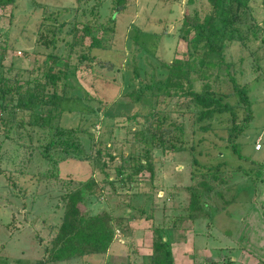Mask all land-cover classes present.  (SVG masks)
Masks as SVG:
<instances>
[{
	"label": "rangeland",
	"instance_id": "obj_1",
	"mask_svg": "<svg viewBox=\"0 0 264 264\" xmlns=\"http://www.w3.org/2000/svg\"><path fill=\"white\" fill-rule=\"evenodd\" d=\"M188 1L136 0L134 7L116 13L117 35L110 29L105 32L93 31L94 36L101 38L102 45L107 47L105 51H97L98 55L116 63L117 69L105 76L116 78L121 93L114 99L115 103L107 114L100 110L101 104L94 100H81L77 103L71 101L69 106L84 110L81 111L84 126L95 122L92 138H95L96 147L90 148L93 155L99 149V141H103L111 144L109 150L114 148L118 155L123 152L124 156L117 155L114 160H110L109 155L104 154L101 159H94V163L66 160L60 165L63 176L68 174L77 180L94 176L99 182L107 180L104 196L91 209L92 213L110 210V202L113 208H117L114 210L115 215H123L126 211V208H118L117 202L120 199L109 183L115 178L117 167L129 166L131 153L145 151L146 146L136 145L133 133L129 131L133 128L140 130L141 127L128 122L126 115H132L142 108L147 111L151 107L146 101L139 105L131 103L129 94L142 93L143 86L147 89L160 88L157 90L159 92L165 89L169 74L167 68H162V63L170 65L174 59L183 58L188 51V42L181 38L183 34L180 26L184 18L188 19V13H194L195 9L203 12L209 10L207 0H195L187 9L185 6ZM251 6L250 16L254 17V21L250 22V26L257 25L258 29L255 31L262 40L253 39L248 49H244L240 43L233 44L227 53L228 58L236 62L237 68L244 71V77L237 74L239 82L242 85L250 84L252 89L249 93L253 101L252 120L244 123L247 116L241 113L236 123L249 124L244 133L236 139L233 135V141L229 140L231 125L224 122L227 115H222L212 121L211 131L193 135V108L187 112L183 108L186 116H179L180 108L186 104L187 99L161 95L159 101L167 108V112L174 119L179 117L185 125V139L189 148L195 145V153L189 149L181 153H157L158 169L153 183L150 182L149 174L145 173L142 185L132 188L129 193L128 190L121 191V195L125 197L133 194L132 199H126L133 203L134 211L144 204L146 207L144 217L130 223L132 234L117 231V240L105 255H92L60 264H152V227L164 223L161 217L157 219L154 215L153 219H148L145 216L151 214V204L160 207L166 205L169 214L174 208L176 211H183L187 207L190 195L184 188L191 184L193 153L195 156L197 154L202 165L224 162L231 170H241L233 173L232 179L237 181L232 192L236 202L229 206V214H218L209 228L206 221L201 219L184 235L180 232L173 234L175 264H203L202 259L216 261L224 256L222 248L231 246L235 248L234 257L239 264H264V3L262 0H254ZM76 7H80L77 0H16L14 4L0 7V74L12 78L21 74L27 78L38 60L49 52L39 44L43 16ZM104 16H108V12ZM71 19L72 15L68 17L69 23ZM91 42L90 38L86 39L87 44ZM58 53L62 54V48ZM241 57H244L243 62L240 61ZM103 68L97 71L104 72ZM219 74L220 80L224 82V70ZM258 78L263 79L259 81ZM206 82H196L195 89L200 91ZM210 83L216 89L214 78ZM84 86L83 89L92 95L89 84ZM150 91L153 92H147ZM67 121L75 124L80 120L73 117ZM26 132L21 137L24 141ZM258 139L260 150L255 148ZM9 141L4 135L0 136V264H36L44 254L37 237L50 239L61 223L62 197L68 192L52 181L51 174L48 173L50 167L41 163L38 150L42 144L33 142L32 147L36 149L29 154L26 147L29 146V141L19 142L16 148ZM237 143L242 157L232 147ZM104 152L107 153L105 149ZM18 153L20 157L15 159L14 156ZM14 160H17L16 163ZM37 184L39 187L35 189ZM19 186L25 188L24 195ZM174 187L178 190L173 197L171 189ZM143 193H152V197H146ZM13 214L15 226L10 225ZM168 216L172 218L171 215ZM229 231L232 232L231 237L226 234Z\"/></svg>",
	"mask_w": 264,
	"mask_h": 264
},
{
	"label": "trees",
	"instance_id": "obj_2",
	"mask_svg": "<svg viewBox=\"0 0 264 264\" xmlns=\"http://www.w3.org/2000/svg\"><path fill=\"white\" fill-rule=\"evenodd\" d=\"M194 1H188L187 9ZM253 1L207 0L209 10L203 12L195 9L194 13L189 12V18H184L180 26L183 34L181 38L188 42V51L183 58L174 59L170 65L162 63V68H167L169 74L163 92L157 91L160 88L147 89L143 86L142 93L129 94L131 103L139 105L146 101L151 107L147 111L142 108L132 115H126L128 122H134L141 127L140 130H129L133 133L134 143L146 147L143 153H131L129 166L117 167L115 178L110 180L109 184L114 187V193L120 199L117 202L118 208H126L124 214L118 216L114 212L117 208H113L111 202L110 210L105 209L97 214L91 211L104 196L107 180L99 182L94 176L85 180H77L68 174L63 176L60 165L66 160L94 163L104 154L114 160L118 155L114 148L108 149L111 147L110 143L103 141H99V149L93 155L90 148L96 147L95 138H92L95 122L84 126L81 115L84 110L69 104L71 101L77 103L81 100H94L101 104L100 110L104 114L110 112L115 103L114 99L121 93V87L114 76L105 74L113 73L117 67L113 60L103 59L98 55L97 51H105L107 47L102 45L101 38L94 36L93 31L105 32L110 29L117 35L116 13L134 7L136 0H77L80 4L78 8H68L62 13L53 12L43 16L39 44L43 50L49 52L44 54L46 56L43 59L38 60L27 78L21 74H16L13 78L0 74V136L4 135L15 148L19 142L29 141V146H26L29 154L36 149L32 147L33 142L42 144L38 150L41 163L50 167L48 173L51 174L52 181L68 192L62 197L61 223L50 239L37 237L44 254L36 264H60L92 255H105L116 242L117 231L122 234L132 231L130 223L144 217L146 207L144 204L134 211L133 203L126 199H132L133 194L125 197L121 195V191L128 190L129 193L132 188H138L142 185L145 173L149 174L150 182L153 183L158 169L157 153H181L188 149L195 153V145L189 148L185 139V125L179 120L186 116L183 108L186 112L193 108V135L211 131L212 121L222 115H227L224 122L231 125L229 140L233 135L236 139L244 133L249 124L236 123L241 113L247 116L244 123L252 120L253 101L249 96L252 89L250 84L242 85L239 82L237 74L244 77V71L237 68L236 62L229 59L227 53L233 44L240 43L244 49H248L253 39L262 40L255 31L258 29L257 25L250 26V22L254 21V17L250 16ZM15 2L16 0H0V7ZM107 12L108 16H104ZM70 15L72 19L69 23ZM87 38L92 42L87 44ZM61 48L62 54L59 55ZM243 60L244 57H241L240 61ZM101 67H104L105 73L97 71ZM222 70L224 82L220 80L219 73ZM212 78L215 80L216 89L210 83ZM261 79L263 78H258L259 81ZM196 82L206 83L197 91ZM86 83L94 96L83 89ZM161 95L187 99L186 104L180 108V118L171 117L170 112L159 101ZM73 117L80 121L75 124L67 121ZM90 118L91 116L88 119ZM24 132L25 141L21 138ZM236 145L239 143L232 146L234 152L242 157ZM103 149L107 153H103ZM194 153L190 170L191 184L184 188L190 195L187 207L182 212L174 208L169 214L166 205L160 207L151 204V214L145 216L148 219H153L154 215L157 219L161 217L164 223L152 227V264H175L172 251L175 241L173 234H184L188 229H193L201 219L206 221L209 228L218 214H229V206L236 202L232 192L237 181L232 179L233 173L241 170H231L224 162L202 165ZM118 156L123 157V152ZM18 157L20 153L14 156L15 159ZM16 161L14 160L15 163ZM38 187L37 184L35 189ZM19 188L24 195L25 188ZM171 190L174 197L176 188ZM151 194L143 193L146 197ZM14 215L10 223L12 226H15ZM226 234L232 236L231 231ZM222 249L223 257L210 262L202 259V263L239 264L234 257V247Z\"/></svg>",
	"mask_w": 264,
	"mask_h": 264
},
{
	"label": "built area",
	"instance_id": "obj_3",
	"mask_svg": "<svg viewBox=\"0 0 264 264\" xmlns=\"http://www.w3.org/2000/svg\"><path fill=\"white\" fill-rule=\"evenodd\" d=\"M255 148H256V150H260L261 149L260 141L257 142Z\"/></svg>",
	"mask_w": 264,
	"mask_h": 264
},
{
	"label": "crops",
	"instance_id": "obj_4",
	"mask_svg": "<svg viewBox=\"0 0 264 264\" xmlns=\"http://www.w3.org/2000/svg\"><path fill=\"white\" fill-rule=\"evenodd\" d=\"M184 4H185V3H184ZM185 8H187V4H186ZM258 141H260V139H258L256 142H258ZM179 188H180V187H179ZM177 190H178V189L176 188V192H177ZM130 233L132 234V231H131ZM131 234H130V235H131ZM184 234H185V233H184ZM184 234H183V235H184ZM174 242H175V241H174Z\"/></svg>",
	"mask_w": 264,
	"mask_h": 264
}]
</instances>
